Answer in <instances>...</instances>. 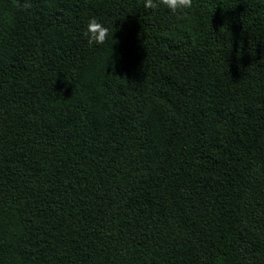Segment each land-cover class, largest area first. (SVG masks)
Returning <instances> with one entry per match:
<instances>
[{"label":"trees","instance_id":"1","mask_svg":"<svg viewBox=\"0 0 264 264\" xmlns=\"http://www.w3.org/2000/svg\"><path fill=\"white\" fill-rule=\"evenodd\" d=\"M17 2L0 264H264V0H194L183 23L144 0Z\"/></svg>","mask_w":264,"mask_h":264},{"label":"clouds","instance_id":"2","mask_svg":"<svg viewBox=\"0 0 264 264\" xmlns=\"http://www.w3.org/2000/svg\"><path fill=\"white\" fill-rule=\"evenodd\" d=\"M16 7L22 11H29L33 4L31 0H18ZM143 7L155 11L166 9L183 23L188 19L189 12L194 7V0H144ZM83 35L89 45H103L109 37V28L92 16L86 23Z\"/></svg>","mask_w":264,"mask_h":264},{"label":"rangeland","instance_id":"3","mask_svg":"<svg viewBox=\"0 0 264 264\" xmlns=\"http://www.w3.org/2000/svg\"><path fill=\"white\" fill-rule=\"evenodd\" d=\"M182 28L190 29L187 23L184 26H182Z\"/></svg>","mask_w":264,"mask_h":264}]
</instances>
